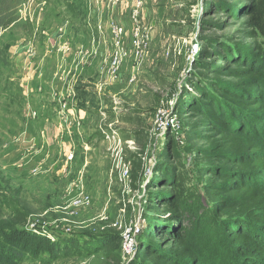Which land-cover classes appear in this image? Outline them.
<instances>
[{
  "label": "rangeland",
  "instance_id": "374dc122",
  "mask_svg": "<svg viewBox=\"0 0 264 264\" xmlns=\"http://www.w3.org/2000/svg\"><path fill=\"white\" fill-rule=\"evenodd\" d=\"M250 2L22 4L0 32V228L32 249L17 264H161L143 254L176 249L174 197L197 259L246 264L211 198L230 164L204 109L230 120L235 60L264 63Z\"/></svg>",
  "mask_w": 264,
  "mask_h": 264
},
{
  "label": "trees",
  "instance_id": "16d2710c",
  "mask_svg": "<svg viewBox=\"0 0 264 264\" xmlns=\"http://www.w3.org/2000/svg\"><path fill=\"white\" fill-rule=\"evenodd\" d=\"M25 1L0 0V32L17 20L18 9ZM246 14L249 26L264 37V0H251ZM235 63L237 69L232 74L238 80L237 90L224 93L232 102L231 119L219 112L209 96L205 101L204 115L219 137L213 147L230 164L218 173L220 183L212 186L210 194L215 208L229 215L225 221L226 240L235 255L246 264H264V63L260 65L247 58H237ZM165 204L172 215L168 220L181 219L183 225L179 230H164L178 245L171 255L145 247L143 256H151L161 264H206L197 259L194 244L187 239L191 237L185 221L191 220L190 214L175 197ZM10 228H0V264H17L32 250L14 244L10 237L15 233ZM117 242L118 238L110 244Z\"/></svg>",
  "mask_w": 264,
  "mask_h": 264
},
{
  "label": "built area",
  "instance_id": "2783aa9c",
  "mask_svg": "<svg viewBox=\"0 0 264 264\" xmlns=\"http://www.w3.org/2000/svg\"><path fill=\"white\" fill-rule=\"evenodd\" d=\"M22 6V5H21ZM19 7V9H18V16H19V11L21 12L22 11V7Z\"/></svg>",
  "mask_w": 264,
  "mask_h": 264
}]
</instances>
